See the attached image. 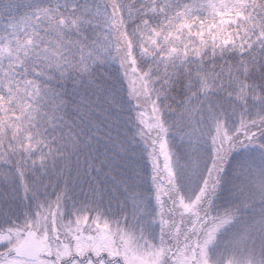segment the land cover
I'll return each mask as SVG.
<instances>
[{
    "label": "snow or ice",
    "instance_id": "snow-or-ice-1",
    "mask_svg": "<svg viewBox=\"0 0 264 264\" xmlns=\"http://www.w3.org/2000/svg\"><path fill=\"white\" fill-rule=\"evenodd\" d=\"M264 233V0H0V264H200Z\"/></svg>",
    "mask_w": 264,
    "mask_h": 264
},
{
    "label": "rangeland",
    "instance_id": "rangeland-1",
    "mask_svg": "<svg viewBox=\"0 0 264 264\" xmlns=\"http://www.w3.org/2000/svg\"><path fill=\"white\" fill-rule=\"evenodd\" d=\"M251 213L241 214L218 231L203 249L196 250L200 264H264V233L250 231Z\"/></svg>",
    "mask_w": 264,
    "mask_h": 264
}]
</instances>
